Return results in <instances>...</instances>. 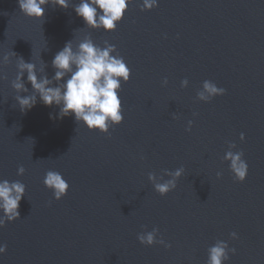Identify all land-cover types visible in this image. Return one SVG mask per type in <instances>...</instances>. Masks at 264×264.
<instances>
[{
  "label": "water",
  "instance_id": "water-1",
  "mask_svg": "<svg viewBox=\"0 0 264 264\" xmlns=\"http://www.w3.org/2000/svg\"><path fill=\"white\" fill-rule=\"evenodd\" d=\"M78 3L50 0L38 20L0 0V180L26 185L20 219L0 227V264H206L217 240L236 248L225 264H264V0H159L143 12L134 0L113 32L88 28ZM88 37L115 45L131 70L123 122L89 131L39 96L22 112L11 87L18 57L51 79L54 55ZM22 79L29 91L19 94H31ZM205 80L226 94L199 101ZM229 142L248 163L243 183L223 160ZM181 166L177 187L156 193L148 174L170 179L164 170ZM49 170L70 185L59 201L43 184ZM154 227L171 248L139 243Z\"/></svg>",
  "mask_w": 264,
  "mask_h": 264
},
{
  "label": "clouds",
  "instance_id": "clouds-1",
  "mask_svg": "<svg viewBox=\"0 0 264 264\" xmlns=\"http://www.w3.org/2000/svg\"><path fill=\"white\" fill-rule=\"evenodd\" d=\"M20 11L29 18L43 19L45 6L50 0H17ZM61 8L69 7V0H51ZM134 0H79L74 6L76 15L83 19L85 25L91 29H103L105 32H113L117 25L124 19L129 6ZM159 0H142L140 10L151 11L158 7ZM12 55H15L12 53ZM9 54L3 56V64L9 61ZM55 69L54 76L50 79L47 75H37L36 64L26 62L23 57H18L16 78L11 82L12 89L17 93L15 100L22 112L30 110L37 103V96L46 105L59 106L60 117L73 116L76 123H82L89 131H98L109 134V129L123 122V105L119 92L122 83H127L131 77V70L124 58L119 54L115 45L107 40L100 46L88 37L80 41L74 48L72 41L65 43L51 61ZM41 72L44 68L41 67ZM27 73V82L31 84L32 93L22 79ZM6 79L5 76H0ZM168 84L165 77L162 86ZM187 78L181 81V87H188ZM226 94V89L218 87L214 82L205 80L201 90L197 91L196 98L208 103L217 96ZM193 115H196L193 113ZM175 118V116H173ZM193 121L189 120L185 131H191ZM240 140L245 139V134L240 133ZM229 150L225 152L223 160L229 162V170L233 173L235 182L243 183L248 175V163L243 158V151H233L236 148L234 142H229ZM183 166L174 171L164 170L170 179L158 178L155 173L148 174V180L153 185L156 193L166 196L177 187L178 179L183 175ZM25 168L21 165L17 169V175L22 176ZM217 178L222 176L216 173ZM44 186L49 189L53 198L61 200L68 193L69 183L58 171L49 170L43 179ZM26 185L19 181L0 180V227H4L6 221L14 222L20 219L19 205L25 197ZM159 236V229L142 231L137 234V240L145 246L156 244L171 248L163 237ZM230 239H238L236 232L229 234ZM7 250L6 244H0V255ZM208 258L206 264H225L230 260V253L236 254V248L229 247L227 241L217 240L207 249Z\"/></svg>",
  "mask_w": 264,
  "mask_h": 264
}]
</instances>
